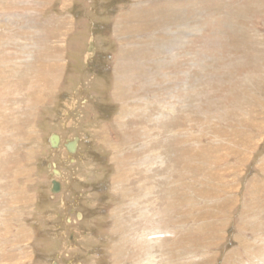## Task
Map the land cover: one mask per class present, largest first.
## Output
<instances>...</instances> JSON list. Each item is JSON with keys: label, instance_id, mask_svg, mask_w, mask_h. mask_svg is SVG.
Masks as SVG:
<instances>
[{"label": "rangeland", "instance_id": "374dc122", "mask_svg": "<svg viewBox=\"0 0 264 264\" xmlns=\"http://www.w3.org/2000/svg\"><path fill=\"white\" fill-rule=\"evenodd\" d=\"M263 68L264 0H0V264H264Z\"/></svg>", "mask_w": 264, "mask_h": 264}, {"label": "bare ground", "instance_id": "6f19581e", "mask_svg": "<svg viewBox=\"0 0 264 264\" xmlns=\"http://www.w3.org/2000/svg\"><path fill=\"white\" fill-rule=\"evenodd\" d=\"M137 3V2H136ZM138 4V3H137ZM137 6V5H136ZM139 6V8H140V5H138ZM150 11V10H149ZM155 11V10H154ZM135 12V11H134ZM165 12V11H164ZM152 13V12H151ZM157 15V14H156ZM245 27V28H244ZM246 28H247V26H243V29L245 30V32H249V34H251L252 35V29L250 28L249 29V31L248 30H246ZM190 30V29H189ZM242 31V30H241ZM163 32H166V31H163ZM241 33V32H240ZM244 34V33H243ZM242 35V34H241ZM244 37H245V35H244ZM245 40V39H244ZM252 40V39H251ZM249 41V40H248ZM251 42V41H250ZM247 43H249V42H247ZM244 44V43H243ZM255 45V44H254ZM242 47V46H241ZM248 47V46H247ZM130 48H133V47H129V46H127V49L128 50H130ZM156 48V47H155ZM160 48V47H159ZM246 51H247V49H245ZM132 51H133V49H132ZM158 53V52H157ZM158 55L159 54H157V57H158ZM155 61V60H154ZM255 61V60H254ZM43 62H45V61H43ZM46 63V62H45ZM51 65H53V64H51ZM54 66V65H53ZM59 66V65H58ZM254 69V68H253ZM260 69H261V67H260ZM264 69V68H263ZM263 72V71H262ZM249 74V73H248ZM247 76V75H246ZM264 75H261V77H263ZM244 77V76H243ZM122 78V77H121ZM121 78H120V81H121V83L118 81V85L120 84V86L121 87H123L122 86V80H121ZM128 78H130V77H128ZM248 78V77H247ZM260 78V77H259ZM239 79V78H238ZM128 80V79H127ZM144 80H145V78H144ZM143 80V81H144ZM259 80H261V79H259ZM244 81H245V79H244ZM235 82V81H234ZM146 83V82H145ZM124 85V84H123ZM131 84H129V86H130ZM150 86V85H149ZM146 87V86H145ZM152 88V87H151ZM244 88V87H243ZM118 89V87H116V90ZM120 89H118V94H116L115 93V96H116V98L117 99H120V98H122V93H120V91H119ZM235 90V89H234ZM233 90V91H234ZM243 90V89H242ZM248 90V89H247ZM262 90V89H261ZM237 91V90H236ZM239 91V90H238ZM132 92V91H131ZM147 92H148V89H147ZM246 93V92H245ZM248 93H250V92H248ZM144 94V93H143ZM232 94V93H231ZM256 94V93H255ZM234 95V94H233ZM238 95H241V94H238ZM258 95V94H257ZM40 96V93L39 94H36V98L37 97H39ZM200 96V95H199ZM234 96H236V95H234ZM256 96V95H255ZM238 97V96H237ZM246 97V96H245ZM146 98V97H145ZM243 98V97H242ZM247 99V98H246ZM251 99V98H250ZM256 99V98H255ZM264 99V98H263ZM151 100V99H150ZM234 100V99H233ZM242 100V99H241ZM140 101V100H139ZM145 101V100H144ZM251 101V100H250ZM246 102H247V100H246ZM254 102H256V101H254ZM143 103H145V102H143ZM238 103V102H237ZM259 103V102H258ZM262 103V102H261ZM232 104V103H231ZM239 104V103H238ZM237 104V105H238ZM241 104V103H240ZM144 106V105H143ZM146 106V105H145ZM254 106V105H253ZM259 106H261V105H259ZM229 107V106H228ZM231 108H232V106H230ZM240 107V106H239ZM238 107V108H239ZM144 108V107H143ZM230 108V109H231ZM237 108V109H238ZM253 109V108H252ZM136 110V109H135ZM141 110V109H140ZM139 110V111H140ZM143 110V109H142ZM227 110V109H226ZM234 111V110H233ZM236 111V110H235ZM245 111V110H244ZM132 113V114H129V113ZM229 112V111H228ZM262 112V111H261ZM141 113V112H140ZM133 114H135V111L132 109L131 111H126V113H125V115L127 116V117H129V116H133ZM138 114V113H137ZM237 115V114H236ZM248 115V114H247ZM137 116V115H136ZM139 116V115H138ZM137 116V117H138ZM243 116V115H242ZM122 117V116H121ZM223 117V116H222ZM219 118V117H218ZM119 127V126H118ZM57 135L55 134V136H53L52 135V137H50V141L52 142V146H54V145H56V142H57ZM130 145V144H129ZM128 146V145H127ZM120 147V146H119ZM55 173H56V171H54ZM57 174V173H56ZM52 190V189H51ZM236 260V259H235Z\"/></svg>", "mask_w": 264, "mask_h": 264}, {"label": "water", "instance_id": "95a60500", "mask_svg": "<svg viewBox=\"0 0 264 264\" xmlns=\"http://www.w3.org/2000/svg\"><path fill=\"white\" fill-rule=\"evenodd\" d=\"M53 136H55V134ZM68 150L71 152L76 150V145L74 144V142H70V144L68 146ZM51 189H52L53 194L59 192L60 185H59L58 181L57 182L55 180L52 181Z\"/></svg>", "mask_w": 264, "mask_h": 264}, {"label": "flooded vegetation", "instance_id": "af4514ba", "mask_svg": "<svg viewBox=\"0 0 264 264\" xmlns=\"http://www.w3.org/2000/svg\"><path fill=\"white\" fill-rule=\"evenodd\" d=\"M59 141H60V137L58 136L57 137V142H56V145H54V146H52V147H56L57 145H58V143H59ZM74 142V144L75 145H77V140L76 141H73ZM51 144H52V142H51ZM58 180H56V182H57ZM58 183H59V185H60V182L58 181ZM51 185H52V183H51ZM61 187V186H60ZM53 194V193H52ZM55 194V193H54Z\"/></svg>", "mask_w": 264, "mask_h": 264}]
</instances>
